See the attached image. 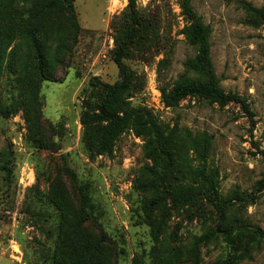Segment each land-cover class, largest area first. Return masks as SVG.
I'll return each mask as SVG.
<instances>
[{
	"label": "rangeland",
	"instance_id": "1",
	"mask_svg": "<svg viewBox=\"0 0 264 264\" xmlns=\"http://www.w3.org/2000/svg\"><path fill=\"white\" fill-rule=\"evenodd\" d=\"M127 3L76 0L81 29L66 64L57 69L55 77L62 82L41 84L42 120L45 128L48 123L55 127L53 131L47 128V148L29 142L23 111L0 118V264H45L47 239L41 234V225L49 226L43 219L47 212L55 213L47 203L50 181L61 174L77 197L66 168L92 197L97 212L89 224L95 232L106 233L114 253L112 263L133 264L142 258L146 264H157L154 253L159 244L144 214L150 194L134 189L151 165L144 152L145 141L127 129L116 140L112 155L99 156L90 155L83 142L82 116L87 104L99 103L102 84L120 80L112 51L115 26ZM243 3L264 11V0H194L193 7L211 28V56L221 87L242 97L251 114L238 103L220 108L198 98H187L172 108L164 104L160 90L187 74L185 62L196 55L182 34L191 21L183 15L180 0H138L141 13L157 22V32L151 39L137 42L128 53L126 64L137 77L128 101L149 111L169 132L187 128L211 135L207 163L209 169L217 170L221 196L235 203L229 213L264 231V24H251ZM16 6V23L28 21L32 2L20 0ZM43 25L56 39L58 33L52 25ZM52 41L51 55L57 50V42ZM16 42L28 52L19 39ZM0 89L4 97L18 95V78L4 69ZM6 163L13 169L11 177L1 170ZM237 194L248 198L239 201ZM204 211L172 210L159 215L182 251L176 264H264V242L248 252L238 249L217 229L214 207L205 203Z\"/></svg>",
	"mask_w": 264,
	"mask_h": 264
},
{
	"label": "trees",
	"instance_id": "2",
	"mask_svg": "<svg viewBox=\"0 0 264 264\" xmlns=\"http://www.w3.org/2000/svg\"><path fill=\"white\" fill-rule=\"evenodd\" d=\"M26 1L33 4L30 19L16 23V3L20 0H0V87L4 69L20 83L18 95L4 97L0 89V118L7 119L23 111L28 123L29 142L47 148L45 134L55 127L48 123V129L45 128L42 120L41 84L45 81L62 82L55 77L57 69L66 64L81 28L75 13L76 0ZM127 2L115 26L112 51L120 80L114 84H102L99 103L95 106L88 103L82 116L83 142L87 151L94 156L112 155L116 140L127 129L145 141L144 152L151 165L135 182L134 189L150 194L144 203V214L147 224L153 229V238L159 244L154 253L157 264H176L182 254L180 247L174 245V237L167 234L159 215L171 214L172 210L202 214L205 203L213 206L218 215L219 232L231 239L238 249L248 252V248L260 247L264 242V231L251 227L238 214L231 215L229 212L235 206L233 199H224L218 191L217 170L209 169L207 163L213 137L207 132L193 133L187 128L169 132L149 111L133 107L128 101L137 77L126 64V58L137 42L152 38L157 32V22L141 13L138 0ZM193 2L180 0V8L191 21L182 34L196 49V55L185 62L187 74L180 76L172 87L160 90L164 104L172 108L187 98H198L220 108L238 103L251 114L242 97L226 93L221 87L211 56V28L197 17ZM243 4L247 6L251 24H264V11ZM43 22L52 25L58 33L56 39L52 31L45 29ZM52 38L57 42L53 55L50 54ZM16 39L26 46L28 52L20 48ZM192 161L197 164H191ZM1 170L7 177L12 176L10 164H3ZM64 171L71 176L75 184L72 191L77 197L69 190L61 174L50 181L47 203L55 213L46 211L48 216L43 221L50 225H41V234L47 239L44 263L117 264L112 263L114 253L106 233L95 232L89 224L97 209L88 189L77 185L71 169ZM247 198L236 195L239 201ZM38 215L45 216L42 213ZM133 264L146 262L136 258Z\"/></svg>",
	"mask_w": 264,
	"mask_h": 264
}]
</instances>
